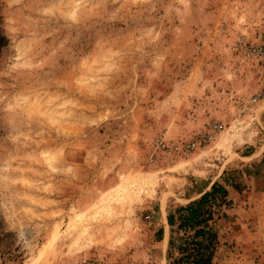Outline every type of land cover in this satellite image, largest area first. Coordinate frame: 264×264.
Segmentation results:
<instances>
[{
    "label": "rangeland",
    "instance_id": "374dc122",
    "mask_svg": "<svg viewBox=\"0 0 264 264\" xmlns=\"http://www.w3.org/2000/svg\"><path fill=\"white\" fill-rule=\"evenodd\" d=\"M263 40L264 0H0V264H171L167 214L225 170L202 251L264 264Z\"/></svg>",
    "mask_w": 264,
    "mask_h": 264
},
{
    "label": "trees",
    "instance_id": "16d2710c",
    "mask_svg": "<svg viewBox=\"0 0 264 264\" xmlns=\"http://www.w3.org/2000/svg\"><path fill=\"white\" fill-rule=\"evenodd\" d=\"M237 170H225L220 176V180L214 181L209 189L203 191L198 198L188 204L178 206L174 214L168 213L166 221L169 227L177 226L182 234V242L176 248L177 260L171 264L188 263V259H194L192 264H213L212 259L206 256L203 248L209 247L213 237L216 236L211 231L219 218V202H223L228 195L229 187L241 191L242 186L236 179ZM223 180V182L221 181ZM158 240L162 239L163 228L156 230ZM169 245H172L173 237L169 238ZM206 244H203V241Z\"/></svg>",
    "mask_w": 264,
    "mask_h": 264
},
{
    "label": "built area",
    "instance_id": "2783aa9c",
    "mask_svg": "<svg viewBox=\"0 0 264 264\" xmlns=\"http://www.w3.org/2000/svg\"><path fill=\"white\" fill-rule=\"evenodd\" d=\"M240 44L243 47V52L245 53L246 58L256 57L264 60V40L258 43L242 44V42H240ZM261 99H264V88L255 94V96L252 98V101ZM221 127L222 125L216 121L208 123L203 132H197L192 138L182 144V151L185 154L190 153L198 146L211 142L215 138L216 134L220 131ZM152 147L153 152L149 155L148 162L154 161V155L157 151L167 152L171 149H176L179 146L177 143H170L163 136H159L154 140Z\"/></svg>",
    "mask_w": 264,
    "mask_h": 264
},
{
    "label": "crops",
    "instance_id": "0c3cea01",
    "mask_svg": "<svg viewBox=\"0 0 264 264\" xmlns=\"http://www.w3.org/2000/svg\"><path fill=\"white\" fill-rule=\"evenodd\" d=\"M217 177H218V176H216L215 178H213V179L210 181V183L208 184V186H207L204 190H202V192L205 191V190H207V189H209L210 185H211L214 181H218V178H217ZM202 192H201V193H202ZM201 193H200V194H201ZM200 194H199V195H200ZM165 220H166V219H165ZM165 224H166L167 226H169V225L167 224V221H165Z\"/></svg>",
    "mask_w": 264,
    "mask_h": 264
}]
</instances>
